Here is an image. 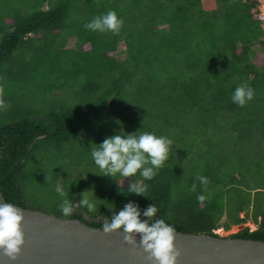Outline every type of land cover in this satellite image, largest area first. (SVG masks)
Instances as JSON below:
<instances>
[{
	"label": "trees",
	"instance_id": "16d2710c",
	"mask_svg": "<svg viewBox=\"0 0 264 264\" xmlns=\"http://www.w3.org/2000/svg\"><path fill=\"white\" fill-rule=\"evenodd\" d=\"M45 1L36 2L43 6ZM82 1L61 0L12 24L0 17V72L8 70L9 75L28 42L49 41L66 29L79 32L75 41H69L76 43L68 51L74 69L64 74L69 78L62 83L64 87L74 83L75 88L68 95L52 90L47 97H37L39 108L28 103L0 112L4 200L96 229L130 202L141 213L153 203L159 209L157 218L174 226L176 233L214 237L219 229L229 231L243 224L240 214L245 213L256 230L245 228L229 237L264 242V211L256 198L264 192H257L254 201L249 194L250 181H264V60L254 51L256 43L264 45V28L254 17L256 5L243 0H212L206 7L202 0H129L125 12L116 5L106 9V0L96 7L92 0ZM86 3L89 13L79 10L76 17L69 12L87 8ZM109 10L124 22L118 34L85 28ZM86 44L90 49L84 51ZM121 45L126 49L118 53ZM112 51L117 55L110 56ZM240 84L254 90L253 100L243 107L231 101ZM64 96L74 102L67 103ZM224 131L235 135L232 148L215 140V133ZM135 132L154 133L173 142L174 157L152 180L144 181L150 186L146 197L127 191L131 180H142L138 174L101 176L91 158L94 144L114 134ZM192 153L200 158L194 171L201 168L206 185L190 168ZM232 161L236 170L227 172L223 168ZM73 168L81 174L73 176ZM48 180L53 181L52 188ZM229 180L235 185L228 187ZM99 186L105 192L90 198H96L94 212L77 208L68 217L60 212L64 199L76 202ZM199 195L205 200H198Z\"/></svg>",
	"mask_w": 264,
	"mask_h": 264
},
{
	"label": "clouds",
	"instance_id": "9594fccd",
	"mask_svg": "<svg viewBox=\"0 0 264 264\" xmlns=\"http://www.w3.org/2000/svg\"><path fill=\"white\" fill-rule=\"evenodd\" d=\"M243 2L255 4L248 0ZM256 12L257 6L254 17ZM255 19L260 21L256 17ZM123 23L115 11L109 10L106 14L93 18L85 28L100 33L109 31L118 34ZM260 23L264 28V22L260 21ZM253 98V88L247 84H240L234 89L231 101L243 107ZM8 107L6 101L0 97V112L6 111ZM172 144L171 139L150 132H142L139 135L137 132L114 134L105 138L99 145L94 144L91 158L102 171L101 176L114 179L117 175L131 178L138 174L142 180H131L127 191L129 194L146 197L144 194L150 186L144 181L152 180L169 161ZM197 179L203 185L208 183L207 178L203 176H198ZM195 189L196 185L193 184L191 190L195 191ZM60 195L63 197L65 193L61 191ZM95 199H89L87 195L76 202L64 199L59 210L66 217L71 216L77 208H86L88 213H92L96 207ZM197 199L203 201L205 196L199 195ZM158 212L159 209L153 203L141 213L139 206L130 202L124 205L122 210L115 212L110 220L105 219L101 230L105 234L123 233L124 242L131 246H136L135 237L139 236V246L148 253L149 260H154L156 264H176L179 257V252L174 247L176 229L164 219L157 218ZM22 221L23 211L14 203H0V252L9 260L16 259L24 243ZM215 234L218 235L216 231Z\"/></svg>",
	"mask_w": 264,
	"mask_h": 264
},
{
	"label": "water",
	"instance_id": "95a60500",
	"mask_svg": "<svg viewBox=\"0 0 264 264\" xmlns=\"http://www.w3.org/2000/svg\"><path fill=\"white\" fill-rule=\"evenodd\" d=\"M20 209L24 243L15 260L0 252V264H156L139 246V236L131 246L121 232L105 234L78 220ZM174 247L176 264H264L262 241L176 233Z\"/></svg>",
	"mask_w": 264,
	"mask_h": 264
},
{
	"label": "rangeland",
	"instance_id": "374dc122",
	"mask_svg": "<svg viewBox=\"0 0 264 264\" xmlns=\"http://www.w3.org/2000/svg\"><path fill=\"white\" fill-rule=\"evenodd\" d=\"M37 0H0V17L6 19V23L12 24L14 20H21L29 17L33 14V12L49 9L50 7H55L59 5L61 0H47L45 3L40 4L36 2ZM49 1V2H48ZM71 1V0H70ZM84 1V0H83ZM82 1V2H83ZM102 0H92L91 4L96 7L100 5ZM109 7L117 6L122 8L125 12L128 11V6L130 5L129 0H106ZM208 1L212 0H202V4L206 7ZM212 3V2H211ZM210 3V4H211ZM87 3L86 7L80 6L78 9H70V13L76 17H79V10L83 14L89 13ZM43 7V8H41ZM128 8V9H127ZM127 19V18H126ZM77 25V24H76ZM72 28V27H71ZM76 26L74 30H76ZM79 35L78 33H72L71 29H66V31H62L61 34L57 37L50 36L49 41H41V42H28L23 46L22 52L17 58L14 60L15 67L13 68L11 75L8 74V70H2L0 72V97H2L6 103L9 105L8 109L10 111H14L16 105L19 104H35L34 100H37V97L40 96H48L52 90L55 92L68 95L72 88H75L74 83L67 84V87H64L62 83L67 81L69 76L64 75L66 73H70L73 71L74 67L71 65V62L68 61L69 54L68 51L76 48V43H71L69 41H75L76 37ZM82 35V34H80ZM83 36V35H82ZM79 36L78 38L82 39L83 37ZM257 42V41H255ZM90 49V45L86 44L83 46V50ZM126 47L121 45L118 49V53L121 51H125ZM254 51L257 53V57L261 60L263 59V51L264 45H260L256 43L254 45ZM200 54V52H198ZM18 55V54H17ZM116 51L110 52V56H116ZM12 66V63L9 67ZM8 67V68H9ZM81 82L85 80V77L82 75L80 78ZM62 87H64L62 89ZM68 102H74L72 97L64 96ZM39 103H36L35 106L39 108ZM188 129L192 130L191 125H187ZM189 130V131H190ZM215 140L223 142L225 147L232 148L235 145V135H231L229 132L224 131V134L219 135L218 132L214 135ZM222 141V142H221ZM175 148V147H174ZM206 149V148H205ZM203 149V151H205ZM194 154L199 153L198 151H194ZM192 153V157L189 160L190 168H192L195 175L201 176L202 171L201 168L199 170L194 171V167L199 164L200 158L195 156ZM174 155L171 153L169 160L173 158ZM238 165V164H237ZM227 172L232 170H236V161H232L228 167L223 168ZM240 169V168H238ZM191 171V170H190ZM198 171V172H197ZM241 171V169H240ZM70 173L74 175H80L81 170L77 168L70 169ZM196 176V177H198ZM261 177V176H259ZM248 180H252L249 178ZM50 182V188L53 185L52 180H48ZM121 186L124 185V180H116ZM36 186V185H35ZM250 186H257L264 188V181L254 178L253 181L249 182ZM85 193L87 197L90 199L95 195L100 196L105 189L102 186L98 188H92ZM48 195V193H45ZM95 194V195H94ZM97 197V196H95ZM98 198V197H97ZM257 199L261 200V206H263L264 211V193L263 195H258ZM255 198V200H256ZM254 201V199H253ZM249 228L251 231H254L252 225L248 223V221L244 222L241 225L232 227L229 231H224L219 229L216 233L222 237H228L232 234L238 233L239 231ZM257 228V227H256Z\"/></svg>",
	"mask_w": 264,
	"mask_h": 264
},
{
	"label": "crops",
	"instance_id": "0c3cea01",
	"mask_svg": "<svg viewBox=\"0 0 264 264\" xmlns=\"http://www.w3.org/2000/svg\"><path fill=\"white\" fill-rule=\"evenodd\" d=\"M263 145H264V143H263ZM263 166H264V165H263ZM234 178H235V179H240V178H239V175H235ZM247 178L249 179V178H251V176H248ZM227 185H228V187H232V186L235 185V182H234L233 180H229L228 183H227ZM250 189H251V190H250L249 194L251 195V196H250L251 201H253V199H254V195H255L257 192H260V191H261V192H262V191L264 192V188H263V187L250 186ZM247 190H248V189H245V190H244V192H245L246 194H247ZM247 195H248V194H247ZM250 208L252 209V205H251ZM251 209H250V210H251ZM240 218H244L245 221H246V222L248 221V223H249L250 225H252L253 228L256 230L257 225L253 223V220L251 219V217L246 218L245 213H241V214H240ZM260 220H261V218L259 217V218L257 219L258 223L260 222Z\"/></svg>",
	"mask_w": 264,
	"mask_h": 264
},
{
	"label": "built area",
	"instance_id": "2783aa9c",
	"mask_svg": "<svg viewBox=\"0 0 264 264\" xmlns=\"http://www.w3.org/2000/svg\"><path fill=\"white\" fill-rule=\"evenodd\" d=\"M256 4L257 6V12H256V18L260 21L264 22V0H248Z\"/></svg>",
	"mask_w": 264,
	"mask_h": 264
}]
</instances>
